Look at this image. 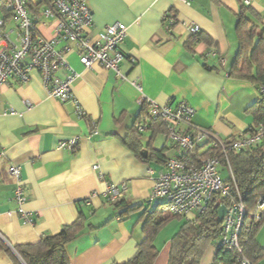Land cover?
<instances>
[{
    "label": "crops",
    "instance_id": "crops-1",
    "mask_svg": "<svg viewBox=\"0 0 264 264\" xmlns=\"http://www.w3.org/2000/svg\"><path fill=\"white\" fill-rule=\"evenodd\" d=\"M86 3L93 17V34L113 24L127 28L121 45L123 79L97 66L84 69L76 54H68L67 64L77 75L72 93L82 115L74 102L51 99L36 72L25 84L12 80L0 87V264H23L15 248L57 235L81 213L92 228H85L67 247L71 264H124L135 255L143 239L140 216L159 211L160 202H150L149 197L166 156L173 155L163 133L153 134V127L141 134L139 142L146 158L164 149L163 161L145 162L123 145L122 140L145 115L141 98L158 106L186 103L194 110L192 127L224 140L255 126L249 108L257 103L259 92L248 82L230 79L228 70L237 51L240 6L255 11L263 28L264 0ZM169 11L175 20L170 30L163 21ZM54 26L45 22L39 32L50 39ZM189 26L198 27L203 40L188 46ZM4 32L15 35L11 21ZM93 127L98 134L91 136ZM74 138L78 142L73 151L57 149ZM11 165L21 169L27 197L23 210L32 224L17 214L14 183L8 176ZM123 182L128 190L121 205L142 206L128 215L122 207L116 209L107 195L109 186ZM171 240L161 243L155 238L154 264L168 263ZM255 241L264 249V221ZM214 258L215 249L210 246L200 264H213Z\"/></svg>",
    "mask_w": 264,
    "mask_h": 264
},
{
    "label": "built area",
    "instance_id": "built-area-1",
    "mask_svg": "<svg viewBox=\"0 0 264 264\" xmlns=\"http://www.w3.org/2000/svg\"><path fill=\"white\" fill-rule=\"evenodd\" d=\"M37 1L0 0V87L12 80L25 84L36 72L51 99L61 103L74 102L78 114L82 115L72 93V84L77 75L68 66L66 56L76 54L84 69L97 66L123 79L120 66L125 56L121 45L127 38V28L122 24H113L93 34V17L86 0ZM244 4L248 6L249 2L245 1ZM7 21L14 25V39L11 38L13 32H4ZM163 21L168 30L175 23L169 13L163 16ZM45 22L55 25L50 39L39 32V26ZM188 33L190 37L194 36L199 29L189 26ZM139 105L145 106L146 112L134 124L135 131L141 136L151 125L161 124L165 141L173 152L172 156H166L164 170L153 182L149 201L160 202L159 210L162 213L176 217L203 215L214 203L217 210L224 206L226 213L220 236L213 244L215 256L229 251L237 256L238 264H250L242 256L247 243L244 233L247 215L245 200L237 189L228 156L264 143V126H255L239 136L224 140L208 130L192 127L194 110L186 103L175 107L158 106L141 98ZM8 113L13 112L9 110ZM97 134L93 127L90 135ZM77 142L78 139H71L58 144L57 149L73 151ZM207 150L217 151L218 157L202 156ZM221 171L228 173V179L222 177ZM8 176L14 183L13 201L17 205V214L24 223L32 224L31 216L23 210L27 197L20 167L11 165ZM127 190L124 182L109 186V201L112 204L120 202ZM263 214L264 198H258L252 220L259 221Z\"/></svg>",
    "mask_w": 264,
    "mask_h": 264
},
{
    "label": "trees",
    "instance_id": "trees-1",
    "mask_svg": "<svg viewBox=\"0 0 264 264\" xmlns=\"http://www.w3.org/2000/svg\"><path fill=\"white\" fill-rule=\"evenodd\" d=\"M169 15L174 19L172 11H169ZM260 21V17L255 11L243 4L240 6L235 28L237 51L228 70L230 79L248 82L255 86L259 92L257 103L249 108L255 126H264V27L258 26ZM202 40L200 33H197L189 38L187 45H195ZM150 127H153V134L164 133L161 124H153ZM139 137L133 128L122 140V143L145 162L151 159L163 161L164 149L153 152L150 157L143 159L142 152L144 150L139 142ZM202 156L218 157V152L207 150L202 153ZM228 162L237 189L245 200L247 210L244 220L247 243L244 245L242 256L250 264H259L264 260V249L257 246L255 236L264 221V214L259 221H253L251 216L257 199L264 198V143L240 154L229 155ZM222 163L224 162L222 161ZM114 207L116 209L122 207L121 210L127 215L142 208V206L125 204L122 206L121 202L116 203ZM146 214L147 211L140 216L143 221V239L138 245L135 255L124 264H154L158 256V251L154 246L155 237L168 218L176 217L162 213L160 210ZM221 227L222 222L217 218L216 203L210 205L203 215L186 220L171 240L167 264H200L207 248L218 241ZM85 228L92 227L86 226V217L81 213L72 224L64 226L57 235L44 237L36 244L17 247L15 253L23 264H71L67 247L77 239ZM213 264H238L237 256L233 252L225 251L215 256Z\"/></svg>",
    "mask_w": 264,
    "mask_h": 264
},
{
    "label": "rangeland",
    "instance_id": "rangeland-1",
    "mask_svg": "<svg viewBox=\"0 0 264 264\" xmlns=\"http://www.w3.org/2000/svg\"><path fill=\"white\" fill-rule=\"evenodd\" d=\"M37 3L38 1L35 0ZM15 35H11V38L14 39ZM222 167H220V170ZM222 177L224 179H228L229 175L226 171H221ZM193 215H189L187 217H174V218H168V220L163 224V226L158 231L155 238H157L158 242L161 243L169 238H173L175 234L180 230L182 225L186 222L188 219H192Z\"/></svg>",
    "mask_w": 264,
    "mask_h": 264
},
{
    "label": "water",
    "instance_id": "water-1",
    "mask_svg": "<svg viewBox=\"0 0 264 264\" xmlns=\"http://www.w3.org/2000/svg\"><path fill=\"white\" fill-rule=\"evenodd\" d=\"M142 156L143 158H146L147 156V152L146 151H143L142 152ZM225 213H226V209L224 206L220 207L218 210H217V218L220 222H222L224 216H225Z\"/></svg>",
    "mask_w": 264,
    "mask_h": 264
}]
</instances>
